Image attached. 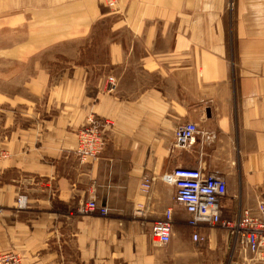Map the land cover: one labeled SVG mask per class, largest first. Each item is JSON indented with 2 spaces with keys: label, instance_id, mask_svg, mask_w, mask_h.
Here are the masks:
<instances>
[{
  "label": "crops",
  "instance_id": "crops-1",
  "mask_svg": "<svg viewBox=\"0 0 264 264\" xmlns=\"http://www.w3.org/2000/svg\"><path fill=\"white\" fill-rule=\"evenodd\" d=\"M91 115L107 144L82 162ZM0 149V251L22 264H263L219 226L192 241L162 175L220 176L224 219L264 201V0H0ZM90 196L106 215L78 212Z\"/></svg>",
  "mask_w": 264,
  "mask_h": 264
},
{
  "label": "built area",
  "instance_id": "built-area-1",
  "mask_svg": "<svg viewBox=\"0 0 264 264\" xmlns=\"http://www.w3.org/2000/svg\"><path fill=\"white\" fill-rule=\"evenodd\" d=\"M115 87L114 79L108 77L105 91L112 92ZM108 124V120H100L91 115L77 130L74 152L80 161L95 160L101 156L107 144L104 127ZM197 133L199 129L194 122L178 126L174 131V145L184 147ZM7 156V151L0 149V164ZM162 180L175 187L174 202L187 214L192 241H203V229L219 226L230 233L233 245L251 252L264 264V201L256 205V214L251 213L249 209H243L232 218L224 219L221 217L220 203L225 195L226 185L220 176L203 174L198 168L177 167L164 173ZM141 186L143 190L148 189L147 179H143ZM24 206L25 197H17L16 207ZM78 212L106 215L108 207L90 196L79 206ZM171 224L172 211L167 208L150 228L152 242L156 247L169 242ZM0 264H22V255L16 251H0Z\"/></svg>",
  "mask_w": 264,
  "mask_h": 264
},
{
  "label": "rangeland",
  "instance_id": "rangeland-1",
  "mask_svg": "<svg viewBox=\"0 0 264 264\" xmlns=\"http://www.w3.org/2000/svg\"><path fill=\"white\" fill-rule=\"evenodd\" d=\"M234 246H235V245L232 244V250H234L235 248H237V246H235V247H234ZM238 247H239V246H238ZM239 248H240V247H239Z\"/></svg>",
  "mask_w": 264,
  "mask_h": 264
}]
</instances>
